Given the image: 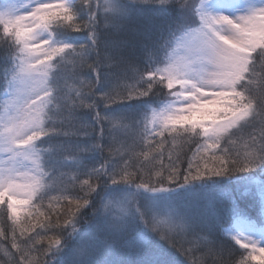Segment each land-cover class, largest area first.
<instances>
[{
	"label": "snow or ice",
	"instance_id": "obj_1",
	"mask_svg": "<svg viewBox=\"0 0 264 264\" xmlns=\"http://www.w3.org/2000/svg\"><path fill=\"white\" fill-rule=\"evenodd\" d=\"M0 92L7 264H264V0H0ZM65 179L68 219L17 243Z\"/></svg>",
	"mask_w": 264,
	"mask_h": 264
},
{
	"label": "trees",
	"instance_id": "obj_2",
	"mask_svg": "<svg viewBox=\"0 0 264 264\" xmlns=\"http://www.w3.org/2000/svg\"><path fill=\"white\" fill-rule=\"evenodd\" d=\"M163 13L160 12H147L142 16L140 19L135 21L137 24H143L148 19H158L161 17ZM77 35H83V33H79ZM68 71H73L72 67L69 66ZM84 71H87V69H84ZM81 79H86L85 77L81 76ZM69 85H72V81H68ZM78 87V85H76ZM86 90V89H85ZM167 89H165L164 94L161 95L158 98L154 99H164L166 98ZM3 93L0 92V100H2ZM110 107H115L116 105H109ZM156 105L154 104L153 107ZM103 108L104 105H99V110L101 111V114H103ZM82 111H87V109H83ZM91 131V129H90ZM96 135L99 137L100 130L99 127L96 129ZM107 139V137H106ZM101 142V141H97ZM197 149V141L196 140H177L175 147H173L171 141L169 140L168 143L164 145V157L163 162L165 164L168 163V156L169 153L172 154L173 159L176 158V155L179 154L181 163V169L187 168V162L189 159H191L193 153ZM105 155L108 154L107 148H105ZM87 177L81 176V180L86 179ZM66 189V191H64ZM75 193V189L72 187V185L67 183V180L64 181L58 180L56 183V190L51 191L49 196L46 197L42 204H36L35 201H33L32 205L25 206L26 210H21V221L20 223L29 229L28 232L25 233L24 237L20 236V230L19 225L16 227V238L17 243H20L23 245L24 240L27 239L29 235L35 236V232H32L31 229L34 225L38 223H52L55 224L57 221H59L60 224H63L66 219H68V209L74 207L73 204H69L67 200L60 198L62 195H73ZM229 193H232V187L228 188H218L216 190V194L218 196H227ZM233 195H238L239 193H232ZM207 195V194H205ZM52 197H57V199H52ZM190 199H194L193 197H190ZM51 205V207H49ZM5 206L0 205V209H3ZM248 207L255 211V205L252 203L248 204ZM37 208H39V212H43L45 215L40 216L39 212L37 211ZM31 213V217L28 216V213ZM91 216V210H88L85 213V216L81 218V224L78 225L79 227H82L86 223H91L92 220L90 219ZM47 218V219H46ZM225 227H228V224L225 223ZM12 221L8 220L6 214H4L2 211H0V229L5 231V236H0V264H7L8 257L4 254V249H7L9 252L15 253V249L11 248L12 243ZM36 231L39 232L40 228L36 227ZM52 233H49L51 235ZM69 246H72V242L69 241ZM47 247V241L42 242L41 244L36 245V248L39 249V252L34 253V255H37L41 260L47 259V257L42 255L43 249ZM187 247V245H186ZM229 251L232 252V255H229ZM241 253H243V249L241 250L239 246L234 245V243L229 244L228 248L225 250L223 259L226 261V264H232V261L238 260L240 258ZM194 256H198V253H194ZM16 259H19V256H16ZM60 259H63L64 261H67L68 257L64 256ZM180 259H184L183 256L180 257ZM251 264H260L259 260L252 261Z\"/></svg>",
	"mask_w": 264,
	"mask_h": 264
},
{
	"label": "rangeland",
	"instance_id": "obj_3",
	"mask_svg": "<svg viewBox=\"0 0 264 264\" xmlns=\"http://www.w3.org/2000/svg\"><path fill=\"white\" fill-rule=\"evenodd\" d=\"M52 2H55V0H52ZM242 250V249H241ZM246 255V254H245ZM257 255H259L258 253H257Z\"/></svg>",
	"mask_w": 264,
	"mask_h": 264
}]
</instances>
